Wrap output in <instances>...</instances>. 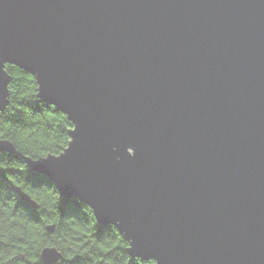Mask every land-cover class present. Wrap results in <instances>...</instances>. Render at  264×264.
Returning a JSON list of instances; mask_svg holds the SVG:
<instances>
[{
	"label": "water",
	"instance_id": "95a60500",
	"mask_svg": "<svg viewBox=\"0 0 264 264\" xmlns=\"http://www.w3.org/2000/svg\"><path fill=\"white\" fill-rule=\"evenodd\" d=\"M6 64L77 124L30 169L116 224L130 255L264 264V0H0V111Z\"/></svg>",
	"mask_w": 264,
	"mask_h": 264
},
{
	"label": "trees",
	"instance_id": "16d2710c",
	"mask_svg": "<svg viewBox=\"0 0 264 264\" xmlns=\"http://www.w3.org/2000/svg\"><path fill=\"white\" fill-rule=\"evenodd\" d=\"M4 69L11 80L8 84L9 103L0 111L2 117L0 138L9 139L15 146V152L0 151V205H2L0 217L5 213L15 217L23 212L36 229L43 228V235L30 229L24 237L17 236L13 244L0 239V264H42L41 249L46 245H53L51 237L61 231L60 241L64 244H79L86 248L95 241L100 248L106 247L101 236L109 225H100L93 211L78 214V206L70 207L75 197H63L62 203L59 200L55 202L58 221L54 223L55 229L52 232L46 230V225L49 224L46 221L52 216L48 212V206H53V198L57 194L46 183V180L51 179L30 169L26 157L37 160L48 154H60L68 144L65 140L69 142L70 137L66 136V133L72 128V123L66 114L54 105L46 106L49 103L38 95L34 75L13 64H6ZM25 108L39 113L41 119L26 122L23 111ZM25 196L35 200L38 207H33ZM122 239L119 237L113 242L116 247L120 246L119 242ZM17 244L21 245L19 249L16 247ZM11 251H16V255L9 259L5 253ZM55 264L88 262L86 257L80 256L74 257L72 261H66L62 254ZM99 264H104L103 260H100Z\"/></svg>",
	"mask_w": 264,
	"mask_h": 264
},
{
	"label": "clouds",
	"instance_id": "9594fccd",
	"mask_svg": "<svg viewBox=\"0 0 264 264\" xmlns=\"http://www.w3.org/2000/svg\"><path fill=\"white\" fill-rule=\"evenodd\" d=\"M37 81V88L40 92L41 85L38 82V78L35 76ZM45 105V103H44ZM57 105L54 103H49L46 106ZM24 119L26 122H35L41 119V115L39 113H34L32 110L25 108L24 110ZM64 112V111H62ZM69 117V115H68ZM2 119V117H0ZM70 122L74 124V130L66 133V136L72 137L71 144L74 143V136L70 133H74L77 131V124L73 119H70ZM65 143H69L65 140ZM70 150V147L67 148L65 153ZM116 149L114 148L113 151ZM126 152L129 156L135 155V149L132 147H128ZM64 153V154H65ZM119 160V157H117ZM48 187H50L57 195L53 198V206H48V212L52 214L51 219L47 220L46 223H57L58 215L57 209L55 208V202L57 200L62 203L63 194L58 189L56 183L51 180H46ZM79 207V213L83 214L87 211H94V208L87 202L81 200L79 197H75L74 201L71 203L70 207L75 208ZM2 208V205H0ZM75 215H73L74 217ZM97 216V215H96ZM72 219V217H70ZM67 223V221L65 222ZM19 229V230H18ZM30 229H34L43 235V228L36 229L35 225H32L27 217L23 214V212L17 214V216L13 217L7 213L3 217H0V239L4 240L7 243L13 244L15 243V238L17 236L24 237ZM118 230V231H117ZM60 235H62V231L58 232L56 235L51 237V240L54 242L53 246H57L66 261H72L74 257L80 256L82 258L86 257L88 264H99L100 260H103L104 264H159V261L154 258L144 259L140 255H130L129 252L134 246V240L132 238H125V234L122 233L116 226V224L109 225V227L103 232L101 236V240L106 247L100 248L99 245L93 241L88 247H81L79 244H64L60 241ZM119 237L123 239L120 240V246L116 247L113 243L118 240ZM47 246V245H46ZM17 249L21 247V245H16ZM99 249V250H97ZM31 251V249H29ZM102 253V254H101ZM111 253V255H109ZM7 258H11V256L16 255V251H11L10 253H5Z\"/></svg>",
	"mask_w": 264,
	"mask_h": 264
}]
</instances>
